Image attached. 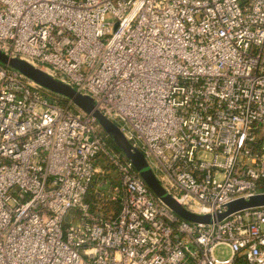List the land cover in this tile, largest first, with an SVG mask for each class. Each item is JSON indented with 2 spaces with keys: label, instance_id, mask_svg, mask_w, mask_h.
I'll list each match as a JSON object with an SVG mask.
<instances>
[{
  "label": "built area",
  "instance_id": "1",
  "mask_svg": "<svg viewBox=\"0 0 264 264\" xmlns=\"http://www.w3.org/2000/svg\"><path fill=\"white\" fill-rule=\"evenodd\" d=\"M0 49L90 96L213 217L179 216L92 114L0 62V264H264V206L218 218L264 193V0H0Z\"/></svg>",
  "mask_w": 264,
  "mask_h": 264
},
{
  "label": "water",
  "instance_id": "2",
  "mask_svg": "<svg viewBox=\"0 0 264 264\" xmlns=\"http://www.w3.org/2000/svg\"><path fill=\"white\" fill-rule=\"evenodd\" d=\"M0 62L19 70L30 79L37 82L43 88L70 100L76 107L92 114L100 126L113 138L116 145L122 150L125 157L131 160L136 169L141 174L147 185L153 192L162 199L172 210H174L182 218L194 221L210 223L213 217L210 215H198L183 207L166 189L161 185L156 174L151 169L144 153L132 145V143L124 136L118 126L108 119L101 111L96 108L93 99L80 93L71 85H68L46 71L35 67L30 62L17 57H10L0 49ZM264 206V193L256 194L249 199L239 198L228 204V209L218 216L219 219L234 213L236 211Z\"/></svg>",
  "mask_w": 264,
  "mask_h": 264
},
{
  "label": "rangeland",
  "instance_id": "3",
  "mask_svg": "<svg viewBox=\"0 0 264 264\" xmlns=\"http://www.w3.org/2000/svg\"><path fill=\"white\" fill-rule=\"evenodd\" d=\"M52 94L57 95V94H55V93H52ZM59 96H60V95H59ZM60 98H62L64 102L69 101L68 99H66V98H64V97H62V96H61ZM73 107H74V109H77L76 106H75L74 104H73ZM100 134L103 135V136L105 137L108 146H110L114 152L122 153V150L116 145V143L114 142L113 138L110 137V136L108 135V133H107L103 128H100ZM257 134H258L259 136H261V135L264 136V127L261 128V129L259 130V132H257ZM105 161H106V160L104 159V160H103L104 166H105V167L107 166V169H108V170H106V173H107L106 176H107V177L110 179V181H112L113 183L117 182V180H118V176H117V173H116L115 169H113L111 166L109 167V164H108L107 162H105ZM97 181H98V180H96V182H97Z\"/></svg>",
  "mask_w": 264,
  "mask_h": 264
},
{
  "label": "trees",
  "instance_id": "4",
  "mask_svg": "<svg viewBox=\"0 0 264 264\" xmlns=\"http://www.w3.org/2000/svg\"><path fill=\"white\" fill-rule=\"evenodd\" d=\"M123 157H125V155L123 153H121ZM89 198H92L93 196V189H91L90 194H89ZM112 210H115V212H117L119 210V204L117 202H113V203H108L105 207V212L107 214H110L112 212Z\"/></svg>",
  "mask_w": 264,
  "mask_h": 264
}]
</instances>
